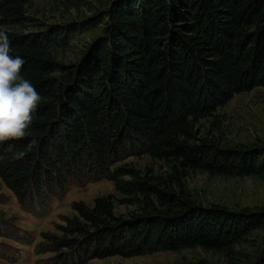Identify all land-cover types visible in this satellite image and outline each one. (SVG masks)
Wrapping results in <instances>:
<instances>
[{
	"label": "trees",
	"instance_id": "trees-1",
	"mask_svg": "<svg viewBox=\"0 0 264 264\" xmlns=\"http://www.w3.org/2000/svg\"><path fill=\"white\" fill-rule=\"evenodd\" d=\"M31 1L0 0L10 55L26 61L21 75L42 96L26 136L0 142V177L39 210L75 178L107 179L122 197L74 202L61 234L45 236L48 261L200 247L222 252L225 264H264V245L250 258L238 250L264 232V206H205L181 180L187 171L264 177V143L224 146L193 132L235 94L264 86V0H112L102 35L69 66L51 56L63 35L22 31ZM136 154L170 172L113 166ZM116 203L137 208L119 215Z\"/></svg>",
	"mask_w": 264,
	"mask_h": 264
},
{
	"label": "rangeland",
	"instance_id": "rangeland-1",
	"mask_svg": "<svg viewBox=\"0 0 264 264\" xmlns=\"http://www.w3.org/2000/svg\"><path fill=\"white\" fill-rule=\"evenodd\" d=\"M112 0H32L27 15L31 18L22 31L52 30L65 37L51 49L57 64L77 63L87 46L102 35L105 19L103 12ZM66 34V35H65ZM58 74L62 73L59 69ZM193 132L224 146H249L264 143V86L235 94L224 106L209 117L195 123ZM131 164L142 171L153 170L165 175L170 164L145 154L131 155L113 166ZM184 189L190 196L209 206L219 204L235 210L243 207L264 206V177L252 175H220L204 171H187L182 175ZM122 198L107 179L87 181L70 179L63 194L50 196L47 206L39 210L25 200L21 205L16 195L0 177V264H56L48 261L55 255L46 251L47 234H61L59 226L72 217L74 202L91 204L102 195ZM33 205L32 210L25 207ZM25 206V207H24ZM136 206L116 203L115 212L129 216ZM264 245V232H254L249 240L238 247L240 255L250 258ZM206 259L212 264H225L222 252L200 247L181 251H156L141 255L91 258L83 264H173L181 261ZM245 261L242 264H245ZM76 264V262L65 263Z\"/></svg>",
	"mask_w": 264,
	"mask_h": 264
},
{
	"label": "clouds",
	"instance_id": "clouds-1",
	"mask_svg": "<svg viewBox=\"0 0 264 264\" xmlns=\"http://www.w3.org/2000/svg\"><path fill=\"white\" fill-rule=\"evenodd\" d=\"M11 51L8 34L0 30V142L4 143L26 136L42 100L33 84L21 75L26 61L10 55Z\"/></svg>",
	"mask_w": 264,
	"mask_h": 264
}]
</instances>
